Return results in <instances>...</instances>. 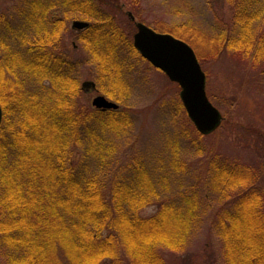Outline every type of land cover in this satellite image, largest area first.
Masks as SVG:
<instances>
[{"label": "rangeland", "instance_id": "374dc122", "mask_svg": "<svg viewBox=\"0 0 264 264\" xmlns=\"http://www.w3.org/2000/svg\"><path fill=\"white\" fill-rule=\"evenodd\" d=\"M57 1L0 0V101L9 112L14 108L10 98L19 94L18 89L11 92L13 83L17 80L19 83L25 76L21 68L24 60L19 61L18 54L21 53L17 52L21 51L20 36L30 40L35 39L34 36H45L36 29L34 14L42 11L46 18L48 15L42 6L47 7L49 2L57 6ZM94 2L101 4L95 7H100L103 14L114 15L111 22L116 23L117 30L122 34L131 35V39L135 28L126 11L132 13L136 22L188 44L205 74L207 98L223 117L217 131L201 136L187 117L176 83L170 82L140 55L139 58L126 57L125 52L119 53L123 59L120 69L108 64L109 60L99 62L98 58L103 53L96 50L92 54L79 40V33H74L71 27L73 21H88L81 16H71L54 50L75 65V80L79 89L75 96V112L86 117L89 109L107 111L92 106V100L101 95L119 106L120 117L128 119V128L123 130L119 127L118 131L105 132L99 137L104 142V148L108 146L103 156L106 179L130 180L132 169L143 166L144 176H149L160 197L142 207L138 211L139 217H152L163 205L172 207L165 215L167 221L158 227L156 237L159 240L168 242L172 235L175 236L179 228L175 217L184 216L182 220L187 222L188 229L182 250L171 251L166 245L154 247L164 264H229V256L234 255L233 258L242 264L248 245H253L249 242H256L251 238L254 237L252 227L255 216H251L244 204H235L236 198L247 193L249 187L243 186L233 192L222 188L226 180H254L252 185L259 192L260 209L264 212V74L261 75L258 67L251 66L248 59L227 48L213 53L217 44L212 43V37L222 31L234 32L231 21L234 10L227 0ZM262 26L254 31H261ZM178 34L182 37H176ZM103 56L107 57L104 54L100 57ZM15 69L17 72H14ZM253 74L255 77L251 79ZM36 82H32L30 91L35 92ZM85 82H92L93 87H84ZM43 85L46 88L39 87L35 93L40 106L47 109L53 104L51 101L53 96L56 98V91L52 93V89H47L48 82ZM93 128L97 129V125ZM84 146L75 147V166L82 164L87 157ZM95 159V156L90 157V161ZM90 163L89 170L87 167L82 171L88 176H101L100 168L94 162ZM109 180L103 195L111 207ZM230 214L233 215L231 222L227 220ZM123 232L119 237L114 234L117 241L115 256H119V264H148L143 259L150 256V246L142 243L132 231L129 234ZM228 248L233 250L231 255Z\"/></svg>", "mask_w": 264, "mask_h": 264}, {"label": "trees", "instance_id": "16d2710c", "mask_svg": "<svg viewBox=\"0 0 264 264\" xmlns=\"http://www.w3.org/2000/svg\"><path fill=\"white\" fill-rule=\"evenodd\" d=\"M227 2L234 10L231 19L234 32L222 31L212 37V43L217 44L213 53L227 48L248 59V63L258 67L263 75L264 26L257 33L254 30L264 25V0ZM56 3L59 8L50 2L47 7L42 6L48 15L46 18L42 11L34 14L36 29L45 36H34L31 40L20 36L21 51L17 52L21 53L19 61L24 60L21 68L25 76L18 83V73L13 74L17 81L11 92L19 91L10 98L14 108L9 112L0 101L3 111L0 124V264H119L114 234L119 237L123 231L128 234L132 231L142 243L150 246L152 252L143 262L164 264L154 247L166 245L171 251L182 250L188 229L187 222L182 220L184 216L175 217L179 227L175 236L172 235L168 242L159 240L156 237L158 227L167 221L165 215L172 207L163 205L154 216L139 217L142 207L160 197L149 176H144L143 166L132 169L130 180L106 179L103 156L108 146L104 148L99 137L105 132L114 133L119 127L128 128V119L120 117V108L104 112L89 109L86 117L75 112L79 90L75 65L54 49L71 16H81L91 23L79 34V40L92 54L99 50L107 56L103 58L100 54L99 62L109 60L108 64L120 69L123 59L119 53L125 52L126 57L140 56L132 45L131 35L122 34L116 23L111 22L115 16L103 14L100 7H95L100 3L94 0H58ZM179 36L182 37L179 34L176 37ZM254 77L255 74L251 79ZM35 81L38 82L35 92L46 88L44 82L49 83L47 89H52V93L56 91V98L53 96V104L47 109L40 106L37 93L30 91ZM61 96L62 101L58 102ZM80 145L86 149L87 157L75 166L74 150ZM92 156L96 159L90 161ZM90 162L100 168L101 176H88L82 171L87 167L89 170ZM108 180L111 207L103 195ZM253 182L236 178L224 181L222 188L233 192L243 186L249 187L247 193L236 198L235 205L244 204L251 216L257 217L253 219L254 237H251L256 242H249L253 245H248L242 264H264V212L260 209L259 192ZM227 218L231 222L233 215ZM232 251L229 250L230 255ZM234 256H229V264H240Z\"/></svg>", "mask_w": 264, "mask_h": 264}, {"label": "water", "instance_id": "95a60500", "mask_svg": "<svg viewBox=\"0 0 264 264\" xmlns=\"http://www.w3.org/2000/svg\"><path fill=\"white\" fill-rule=\"evenodd\" d=\"M134 21L135 33L132 44L140 56L152 67L160 70L170 82L179 88V98L182 106L195 130L201 136L213 134L221 126L223 117L218 109L208 100L205 91V74L201 70L193 49L184 41L167 33H158L141 22H136L131 13H127ZM89 24L74 21L75 29L87 28ZM84 87H93L92 82L83 83ZM92 106L97 109L116 110L117 105L98 95L92 100ZM2 109L0 106V123Z\"/></svg>", "mask_w": 264, "mask_h": 264}, {"label": "flooded vegetation", "instance_id": "af4514ba", "mask_svg": "<svg viewBox=\"0 0 264 264\" xmlns=\"http://www.w3.org/2000/svg\"><path fill=\"white\" fill-rule=\"evenodd\" d=\"M129 11H126V15H127V13H128ZM129 13H131V12H129ZM132 14V13H131ZM134 17V16H133ZM134 19H135V17H134ZM131 21V24H133V27L135 28V26H134V21H132V20H130ZM90 27V25L87 27V28H84V29H75V28H73L72 30H74V33H81V32H83V31H85L86 29H88Z\"/></svg>", "mask_w": 264, "mask_h": 264}]
</instances>
